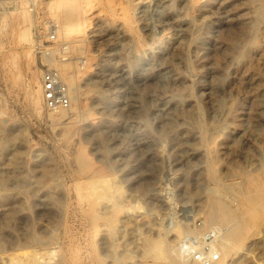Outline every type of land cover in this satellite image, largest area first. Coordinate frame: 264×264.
<instances>
[{"label": "rangeland", "instance_id": "obj_1", "mask_svg": "<svg viewBox=\"0 0 264 264\" xmlns=\"http://www.w3.org/2000/svg\"><path fill=\"white\" fill-rule=\"evenodd\" d=\"M29 1L0 0V264H194L222 232L216 211L226 236L243 227L217 264H264L258 3ZM47 52L72 66L64 114L42 98ZM94 183L109 196L96 188L91 207Z\"/></svg>", "mask_w": 264, "mask_h": 264}, {"label": "bare ground", "instance_id": "obj_2", "mask_svg": "<svg viewBox=\"0 0 264 264\" xmlns=\"http://www.w3.org/2000/svg\"><path fill=\"white\" fill-rule=\"evenodd\" d=\"M29 1V0H28ZM34 1V0H33ZM194 1H198V0H194ZM253 1H255L256 3H258V12H256L257 14H258V17L259 18H264V1H261V0H253ZM30 2V1H29ZM32 2V1H31ZM3 4V3H2ZM27 4V3H26ZM85 4V3H84ZM61 6V5H60ZM64 8V7H63ZM23 9V8H22ZM25 9V8H24ZM23 9V10H24ZM64 9H66V8H64ZM73 9H74V7H73ZM73 9H72V7H68L66 10H65V12H64V17H65V19H66V22H67V20H72V18L74 17V11H73ZM60 10H61V8H60ZM62 11V10H61ZM112 12V11H111ZM254 12V11H253ZM255 13V12H254ZM256 14V15H257ZM24 15V14H23ZM62 16V15H61ZM75 19V18H74ZM30 20V19H29ZM28 20V21H29ZM31 21V20H30ZM69 22V21H68ZM71 22V21H70ZM77 23H79V22H77ZM128 23V22H127ZM31 24V23H30ZM83 24L84 23H81L80 25H77V27L78 26H83ZM129 24V23H128ZM65 25V24H64ZM75 26V25H74ZM74 26H73V23L72 24H67V25H65L64 26V28H63V30H64V32L67 34V33H71L72 31H73V28H74ZM27 27H28V25H27ZM31 26H29V28H30ZM60 28V27H59ZM58 28V29H59ZM75 29V28H74ZM30 30V29H29ZM60 30V29H59ZM22 31H24V30H22ZM56 31V30H55ZM58 31V30H57ZM60 32V31H59ZM23 33V32H22ZM26 34L25 35H27V32H25ZM56 33V32H55ZM31 34V33H30ZM58 35H59V33H58ZM24 36V35H23ZM20 37V36H19ZM29 37V36H28ZM20 39V38H19ZM21 39H25V37H21ZM26 39H27V36H26ZM26 41V40H25ZM28 41V40H27ZM31 48H32V46H31ZM54 62V61H53ZM65 62V61H64ZM58 64L59 63H55V65L56 66H58ZM70 63H69V61L66 63H60V65H59V67H60V70H61V77H63L64 79L65 78H67V79H69V78H74V76H68L69 74H68V70L69 69H71L72 68V66H71V68H70ZM41 87V86H40ZM71 95V94H70ZM39 100V99H38ZM39 103V102H38ZM68 110V109H67ZM54 113H58V114H64L65 113V109H58V110H55V111H53ZM103 130V129H102ZM97 131H99V130H97ZM9 148V147H8ZM5 149V148H4ZM7 149V148H6ZM14 158H12L11 159V161L14 163V164H16L17 163V159H18V156L17 155H14L13 156ZM81 160L83 161V160H85V157L84 156H81ZM49 172H50V170H49V168L47 169V170H45V174L46 175H48L49 174ZM5 181V180H4ZM5 183V182H4ZM98 184V183H97ZM6 185V184H5ZM93 185H95V186H93L92 187V189H90L89 187H91V186H88V187H86V190H87V188L88 189H90L91 191V193L90 194H88L89 196H85L86 198L85 199H87V200H93L92 198H93V196H92V198H89L88 199V197H90L91 196V194H93L92 192H95V193H97V197L99 198V199H101V197H103V198H108V196H109V191L106 193H103V191H102V188H97V186H99V184L96 186V183H94ZM115 185V184H114ZM1 186V185H0ZM222 186V185H221ZM82 185L81 186H79V188H78V190L79 189H82ZM103 187V186H102ZM118 186L116 185V188H117ZM217 187H218V185H217ZM84 188V187H83ZM99 189V190H101L102 192H99L97 189ZM115 188V189H116ZM211 188V187H210ZM216 187L214 186V188L213 189H215ZM106 188L104 187V189L103 190H105ZM212 189V188H211ZM217 189V188H216ZM219 189V188H218ZM226 189V188H225ZM228 189V188H227ZM260 189V188H259ZM84 189H82V191H83ZM96 190H97V192H96ZM107 190V189H106ZM224 190V189H223ZM88 191L89 190H87V193H88ZM215 191V190H214ZM220 191V190H219ZM86 192V191H85ZM84 192V193H85ZM116 192V191H115ZM226 192V191H225ZM264 192V191H263ZM86 193V194H87ZM95 193H94V196H95ZM209 193H211V192H209ZM221 193V192H220ZM247 193V192H246ZM256 193V192H255ZM259 193V192H258ZM82 194V193H81ZM111 194H113V195H115L114 193H111L110 192V195ZM224 194V193H223ZM257 194V193H256ZM220 195H222V194H220ZM261 195H262V192H261ZM224 195H222V197H223ZM257 196H258V194H257ZM256 196V197H257ZM81 197H83L84 198V196L82 195ZM259 197V196H258ZM6 198V197H5ZM96 198V197H95ZM97 198V199H98ZM97 199H94L90 204H91V207L93 206V204H94V202H96V203H99L98 201H96ZM109 199H110V197H109ZM258 198H255V200H257ZM102 200V199H101ZM212 200V199H211ZM247 201H249L248 199H247ZM258 201V200H257ZM257 201H255V202H257ZM220 202H221V200H220ZM95 203V204H96ZM222 203H224L225 204V202H223L222 201ZM252 204V203H251ZM220 205V204H219ZM227 205H228V203H227ZM90 206V205H89ZM96 206V205H95ZM98 206V205H97ZM218 206V205H217ZM226 206V205H225ZM223 204H221L220 205V209L221 210H225V207ZM90 207V209L92 210V209H94L95 207H93V208H91ZM214 207V206H213ZM215 208V207H214ZM219 208V207H218ZM227 208H228V206H227ZM230 208V207H229ZM95 210V212H93V213H96V209H94ZM94 210H92V211H94ZM218 210V209H217ZM229 210V209H228ZM98 211V210H97ZM226 211V210H225ZM224 211V212H225ZM213 212V211H212ZM231 212V211H230ZM223 213V212H222ZM228 213V212H227ZM236 213V212H235ZM234 213V214H235ZM100 215L99 216H102L101 215V212L99 213ZM229 216H230V214H228ZM236 215V214H235ZM14 217V216H13ZM94 217V216H93ZM234 217V216H233ZM232 217V218H233ZM10 218H11V216H10ZM94 219H95V217H94ZM93 219V220H94ZM99 220V217L98 218H96V221H98ZM101 219V218H100ZM229 217L227 216V214H222L221 216L220 215H218L217 214V211L216 212H214V213H211L210 215H208L207 216V219H206V221H208V222H211V223H217L219 226H220V228L222 229V232L220 231V233L217 235V237H215V239H214V241H212V247L214 248V249H210L208 252H206V251H198L196 254H194V258H195V261H194V264H209L210 262V264H217V262H216V259L218 258V254H220V252H224L225 254H226V252L228 253V250L230 249V245L231 244H233L234 243V241L240 236V234H242L241 233V229L243 228H240V230H235L234 232L233 231H231V229H230V231H231V233L230 234H228L227 236H226V234H224V233H226L225 231H224V227L223 226H221V224L222 223H228V221H229ZM251 221V220H250ZM250 221H249V223H250ZM236 222H237V220H236ZM234 223V225L236 224L235 222H233ZM182 224H183V222H182ZM231 224V223H230ZM180 225V224H179ZM233 225V224H232ZM218 226V227H219ZM232 228H233V226H231ZM240 227V226H239ZM177 228V227H176ZM175 228V229H176ZM185 225H184V227L182 226V227H178L177 228V231H178V234L179 235H185V236H182L181 238H179L178 239V247H177V245H173V246H171V245H169V247H172V249L171 250H173V248H174V250H173V253H174V251H178L177 249H179V256L180 255H183V253H185V252H189V253H192V248H191V246L189 247V246H185V240L183 241V240H181V239H185V237L187 238V236H186V234H185ZM236 228H238V227H236ZM187 230V229H186ZM244 230V229H243ZM245 230H247V229H245ZM229 231V230H228ZM177 233V232H176ZM244 233H246L245 231H244ZM196 234V233H195ZM179 235H177V236H179ZM244 235V234H243ZM200 238V237H199ZM40 239V238H39ZM16 240V239H15ZM239 240H240V238H239ZM12 241V240H11ZM41 241H42V239H41ZM241 241V240H240ZM17 242V241H16ZM18 244V243H17ZM38 244H40L39 242H38ZM236 244H237V242H236ZM21 245V244H20ZM24 246V245H23ZM18 247V246H17ZM235 247V246H234ZM1 248H2V243L0 242V250H1ZM11 248V247H10ZM115 248V247H114ZM43 249V248H42ZM168 249V248H167ZM169 251L168 253L169 254H171L172 253V251ZM213 250H216L217 252H218V254L217 253H215V251H213ZM234 250V249H233ZM167 251V250H166ZM30 252V251H29ZM28 252V253H29ZM35 252H36V250H35ZM115 252V251H114ZM166 253V252H165ZM1 254V253H0ZM5 254V253H4ZM14 254V253H13ZM49 254H51V253H49ZM112 254H114V253H112ZM111 254V255H112ZM168 254V255H169ZM176 254H178V253H176ZM175 254V255H176ZM224 254V255H225ZM33 255V256H32ZM37 255V254H36ZM36 255H35V260H36V258H37V260H38V256L36 257ZM53 255V254H52ZM174 255V254H173ZM227 255V254H226ZM2 256H4V255H2ZM14 256H16L15 254H14ZM21 256V255H20ZM19 256V258H18V256H17V258H14V262H12L11 263V260H9V259H11L10 257H9V262L11 263V264H22L21 263V261H22V258ZM116 256V255H115ZM165 256H166V254H165ZM220 256V255H219ZM28 257H31V259H34V253H32V254H30V256H27V258ZM118 257V256H117ZM122 257V256H121ZM177 257V256H176ZM225 257V256H224ZM24 258V257H23ZM104 258L105 257H103V256H101V257H99L98 259L101 261H103L104 260ZM115 258V257H114ZM120 258V255H119V257H118V259ZM167 258L168 259H170V257L169 256H167L166 257V260H167ZM189 258V257H188ZM3 259H4V257H3ZM19 259V260H18ZM29 259V258H28ZM176 259V258H175ZM180 259H182V258H180ZM225 259V258H224ZM0 260H2V259H0ZM16 260H17V262H16ZM117 260V259H116ZM3 261V260H2ZM45 261V260H44ZM47 261V260H46ZM173 261V260H172ZM182 261V260H181ZM214 261V262H213ZM5 262H6V259H5ZM16 262V263H15ZM34 262V261H33ZM33 262H32V264H33ZM37 262H39L40 264L42 263V261L40 262V261H37ZM104 262V261H103ZM115 262V261H114ZM167 262V261H166ZM188 262V261H187ZM216 262V263H215ZM220 262V261H219ZM8 263V262H7ZM6 263V264H7ZM24 263H26V262H24V260H23V264ZM35 263V262H34ZM38 263V264H39ZM60 263V262H59ZM102 263V262H101ZM164 264H165V262H163ZM180 263V262H179ZM178 263V264H179ZM3 264V263H2ZM5 264V263H4ZM9 264V263H8ZM36 264V263H35ZM44 264H45V262H44ZM48 264V263H47ZM51 264V263H50ZM106 264V263H105ZM169 264H171V263H169ZM175 264V263H174ZM182 264V263H181ZM220 264V263H219Z\"/></svg>", "mask_w": 264, "mask_h": 264}, {"label": "built area", "instance_id": "obj_3", "mask_svg": "<svg viewBox=\"0 0 264 264\" xmlns=\"http://www.w3.org/2000/svg\"><path fill=\"white\" fill-rule=\"evenodd\" d=\"M47 63L41 73V92L45 106L52 111L66 109L71 104L70 89L60 73L53 67L51 53H46Z\"/></svg>", "mask_w": 264, "mask_h": 264}]
</instances>
